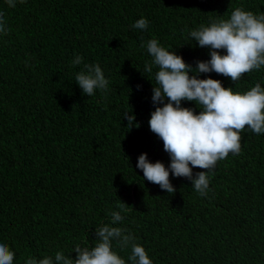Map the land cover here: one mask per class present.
I'll return each mask as SVG.
<instances>
[{"label":"trees","instance_id":"1","mask_svg":"<svg viewBox=\"0 0 264 264\" xmlns=\"http://www.w3.org/2000/svg\"><path fill=\"white\" fill-rule=\"evenodd\" d=\"M14 3L0 0V243L15 253L13 264L57 251L75 259L73 248L94 247L96 229L111 224L113 211L123 217L115 226L135 237L152 264H264V133L245 126L239 153L209 170L206 196L171 172L168 194L136 168L142 153L170 163L149 128L160 106L152 102L157 69L144 71L152 58L141 44L155 38L194 69L210 56L191 30L228 19L237 7L264 13V0ZM141 17L146 30L132 27ZM76 55L80 65L72 63ZM84 64L101 67L106 93L82 94L75 76ZM198 78L243 93L264 87V66L235 83L215 72ZM181 106L200 111L195 102ZM130 108L139 127L128 130L123 112ZM201 171L193 168V178ZM113 250L130 264L131 246L113 241Z\"/></svg>","mask_w":264,"mask_h":264},{"label":"clouds","instance_id":"2","mask_svg":"<svg viewBox=\"0 0 264 264\" xmlns=\"http://www.w3.org/2000/svg\"><path fill=\"white\" fill-rule=\"evenodd\" d=\"M7 3L9 7H15L14 0H7ZM148 25L149 21L141 17L132 27L146 30ZM0 31L6 32L2 17ZM189 36L199 47L209 49L210 59L197 61L194 69L155 38L148 40L146 45L141 44L152 58L145 63L144 71L152 73L153 66L157 69L152 102L160 106L151 113L149 128L162 140L170 163L166 168L162 162H149L147 154L142 153L137 158L136 168L143 172L144 179L159 185L168 194L175 191L169 180L171 172L174 177L191 180L195 191L206 196L209 170L230 152L239 153L240 134L245 126L256 134L264 133V87L256 83L243 93L234 92L233 88L223 87L220 80L198 76L215 72L235 83L242 75L264 66V13L254 14L237 7L228 19H214L207 26L201 24L191 30ZM72 63L80 65L82 57L76 55ZM75 83L87 97L93 96L96 90L105 93L109 90V81L98 64H84V68L76 73ZM181 101L195 102L199 105V113L182 107ZM130 113L131 108L123 112L128 130L139 127L138 122L133 123L135 116ZM193 168L207 171L198 172L193 178ZM118 206L126 207L122 202ZM110 215L111 224L96 229L94 247L77 245L73 248L75 259L57 251L54 257L36 259L29 256L24 264H126L113 250V241L121 248L131 246L130 264H152L145 248L134 242L135 237L127 229L115 226L123 220L120 212L113 211ZM14 256L6 243H0V264H13Z\"/></svg>","mask_w":264,"mask_h":264}]
</instances>
